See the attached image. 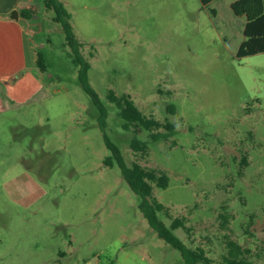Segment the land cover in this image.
<instances>
[{
	"label": "rangeland",
	"instance_id": "rangeland-1",
	"mask_svg": "<svg viewBox=\"0 0 264 264\" xmlns=\"http://www.w3.org/2000/svg\"><path fill=\"white\" fill-rule=\"evenodd\" d=\"M61 1L91 62L105 132L127 164L170 177L154 187L167 209L159 217L184 219L188 229L175 233L214 264L229 240L249 264H264V52L237 56L246 19L233 13L235 0ZM29 3L48 71L34 68L0 96V264H184L149 226L119 166L104 164L99 110L61 24L43 0ZM110 90L174 134L153 141L140 126L125 130ZM133 135L146 152L131 148Z\"/></svg>",
	"mask_w": 264,
	"mask_h": 264
},
{
	"label": "trees",
	"instance_id": "trees-1",
	"mask_svg": "<svg viewBox=\"0 0 264 264\" xmlns=\"http://www.w3.org/2000/svg\"><path fill=\"white\" fill-rule=\"evenodd\" d=\"M211 1L201 0L204 5H208ZM43 5L53 12V21L61 24L65 45L69 48L68 56L72 65L78 70L79 83L92 97L99 110V124L103 131L106 146L110 151V155L104 159V164L110 167L119 166L124 180L139 197V210L149 226L160 239L180 253L184 264H214L204 248L200 246L191 247L177 236L175 230L179 228L188 229L184 219L175 217L167 225L159 217L160 213H167V209L154 196L153 191L155 186L161 189L167 188L170 183L169 175L164 170L147 168L136 161L127 164L120 148L105 132L107 110L89 82L91 62L83 54V44L74 32L70 22V13L61 0H43ZM231 9L235 15L244 16L246 19L243 29L244 40L237 50V56L245 57L264 52V0H235L231 3ZM211 11L215 14V9ZM22 15L26 18L34 17L31 10L23 11ZM36 65L41 72L48 71L47 59L42 50H38L36 54ZM108 99L119 110L120 116L124 120L123 127L125 130L130 131L132 126H140L149 131L153 141L167 139L174 134L175 128L172 123H162L154 117L146 116L129 94L119 95L110 90ZM168 109L170 112L176 113L174 104H168ZM161 128H166L167 132L160 131ZM130 146L135 152H146L149 147L148 142L139 139L136 135L132 136ZM227 245L229 249L224 255L223 264H249L242 247L237 242L229 240Z\"/></svg>",
	"mask_w": 264,
	"mask_h": 264
},
{
	"label": "crops",
	"instance_id": "crops-1",
	"mask_svg": "<svg viewBox=\"0 0 264 264\" xmlns=\"http://www.w3.org/2000/svg\"><path fill=\"white\" fill-rule=\"evenodd\" d=\"M32 10L29 0H0V96L5 90L22 84L37 68L31 20L22 15ZM17 11V17L13 12Z\"/></svg>",
	"mask_w": 264,
	"mask_h": 264
},
{
	"label": "water",
	"instance_id": "water-1",
	"mask_svg": "<svg viewBox=\"0 0 264 264\" xmlns=\"http://www.w3.org/2000/svg\"><path fill=\"white\" fill-rule=\"evenodd\" d=\"M13 16L17 17V11L13 12Z\"/></svg>",
	"mask_w": 264,
	"mask_h": 264
}]
</instances>
